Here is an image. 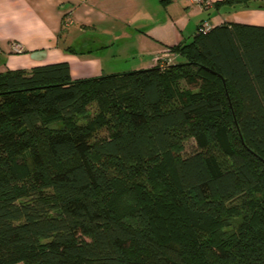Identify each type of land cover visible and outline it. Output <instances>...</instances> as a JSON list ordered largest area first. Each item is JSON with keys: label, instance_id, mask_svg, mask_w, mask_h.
<instances>
[{"label": "trees", "instance_id": "trees-1", "mask_svg": "<svg viewBox=\"0 0 264 264\" xmlns=\"http://www.w3.org/2000/svg\"><path fill=\"white\" fill-rule=\"evenodd\" d=\"M199 27L163 66L0 72V264H264V26Z\"/></svg>", "mask_w": 264, "mask_h": 264}, {"label": "crops", "instance_id": "crops-1", "mask_svg": "<svg viewBox=\"0 0 264 264\" xmlns=\"http://www.w3.org/2000/svg\"><path fill=\"white\" fill-rule=\"evenodd\" d=\"M207 1L0 0V72L65 61L71 79L96 77L123 72L116 63L131 57L135 69L158 64L203 23L264 26L260 0L218 7Z\"/></svg>", "mask_w": 264, "mask_h": 264}, {"label": "rangeland", "instance_id": "rangeland-1", "mask_svg": "<svg viewBox=\"0 0 264 264\" xmlns=\"http://www.w3.org/2000/svg\"><path fill=\"white\" fill-rule=\"evenodd\" d=\"M169 52L171 53V51H169ZM169 56H170L169 57V64L174 63L175 61L178 60V56L175 53H171V55H169ZM134 61H135V58H132V57L129 58L128 60H126V61H120V62L116 63V65H115L116 66V69L115 70H118V71H122V70L123 71H128V70H133L135 68H138L137 67L138 65ZM193 149H194V144H193L192 139L187 140L185 142V145H184V153L185 154H188ZM16 264H21V263H16Z\"/></svg>", "mask_w": 264, "mask_h": 264}, {"label": "built area", "instance_id": "built-area-1", "mask_svg": "<svg viewBox=\"0 0 264 264\" xmlns=\"http://www.w3.org/2000/svg\"><path fill=\"white\" fill-rule=\"evenodd\" d=\"M190 1L191 2H194V3H198L200 5H205V4L208 3L207 0H190ZM209 28H210V26L208 24L203 23V24L200 25L199 31H203L204 32V31L208 30ZM13 47L16 50H21L20 47H19V45L16 44V43L13 44ZM171 53H173V52H171ZM171 53L168 51V49H167L166 52L162 53V55H161V57L159 59L160 65L163 66L165 64H169V57H170L169 55H171Z\"/></svg>", "mask_w": 264, "mask_h": 264}]
</instances>
